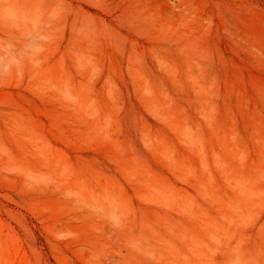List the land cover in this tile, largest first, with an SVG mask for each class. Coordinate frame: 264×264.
Here are the masks:
<instances>
[{
	"label": "rangeland",
	"instance_id": "1",
	"mask_svg": "<svg viewBox=\"0 0 264 264\" xmlns=\"http://www.w3.org/2000/svg\"><path fill=\"white\" fill-rule=\"evenodd\" d=\"M0 264H264V0H0Z\"/></svg>",
	"mask_w": 264,
	"mask_h": 264
}]
</instances>
